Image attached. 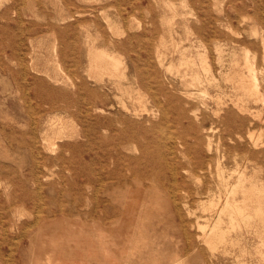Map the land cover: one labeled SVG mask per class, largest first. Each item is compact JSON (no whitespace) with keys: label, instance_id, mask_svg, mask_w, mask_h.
I'll return each instance as SVG.
<instances>
[{"label":"rangeland","instance_id":"1","mask_svg":"<svg viewBox=\"0 0 264 264\" xmlns=\"http://www.w3.org/2000/svg\"><path fill=\"white\" fill-rule=\"evenodd\" d=\"M263 103L264 0H1L0 264H264Z\"/></svg>","mask_w":264,"mask_h":264},{"label":"bare ground","instance_id":"2","mask_svg":"<svg viewBox=\"0 0 264 264\" xmlns=\"http://www.w3.org/2000/svg\"><path fill=\"white\" fill-rule=\"evenodd\" d=\"M1 1V0H0ZM7 1V0H6ZM173 41V40H172ZM193 48V47H192ZM94 58L96 59V61L98 62V61H100V62H106V61H108L107 62V64H108V66L110 67V68H113L115 71H116V73H118L119 72V68L121 67V62L119 61L120 59H117L116 57H114V56H112V55H110V54H108V53H97L95 56H94ZM240 62V61H239ZM98 64V67H100L101 66V64H99V63H97ZM106 64V65H107ZM172 66V65H171ZM61 67V66H60ZM199 67V66H198ZM101 68H103V67H101ZM202 69H203V71L205 72V74H206V80L208 81V83H209V85L210 84H216L217 82H216V80H215V78L213 77V75H212V71H211V68L206 64V62H203L202 63ZM199 70V69H198ZM249 70H250V78H251V81H252V86H251V89L249 88H247L246 86H245V82H246V79L243 77H240L239 78V80H238V82H239V84L243 87V89L248 93V94H251V96H252V94H257L258 93V78H257V74H256V71H255V69L253 68V67H249ZM123 77H124V75H122ZM228 80V79H227ZM230 80H231V78H230ZM218 81V80H217ZM195 82L197 83V84H202V80L199 78V77H197L196 76V78H195ZM229 82V81H228ZM250 83V82H249ZM217 86V85H216ZM219 87V86H218ZM222 88V87H221ZM206 90V89H205ZM185 92V91H184ZM203 92V91H202ZM205 92V91H204ZM225 92V91H224ZM209 93V92H208ZM226 93V92H225ZM206 94V93H205ZM226 96V95H225ZM224 96V97H225ZM211 97V96H210ZM221 97H223V94H222V96ZM229 97V96H228ZM227 97V98H228ZM253 97V96H252ZM258 97V96H257ZM230 98V97H229ZM263 98V97H262ZM219 99V98H218ZM221 99V98H220ZM226 99V98H225ZM242 99V98H241ZM232 100V99H231ZM259 100V99H258ZM233 101V100H232ZM239 101H241V100H239ZM221 102V101H220ZM237 102V101H236ZM239 103V102H238ZM233 104H234V102H233ZM237 104V103H236ZM264 104V103H263ZM222 105V104H221ZM236 107V106H235ZM243 107V106H242ZM238 108V107H237ZM240 108V107H239ZM248 108V107H247ZM256 110V109H255ZM258 110V109H257ZM245 111H248L247 109L245 110ZM195 112H196V110H195ZM220 112V111H219ZM221 113V112H220ZM195 114V113H194ZM255 114V113H254ZM257 116V115H256ZM264 121V120H263ZM58 123V122H57ZM55 125V124H54ZM53 125V126H54ZM55 127V126H54ZM171 131V130H170ZM262 131V130H261ZM260 131V132H261ZM46 131H44V133H45ZM259 132V133H260ZM43 134V133H42ZM168 135H170V134H168ZM258 137V136H257ZM261 137V136H260ZM217 138V137H216ZM44 141H46V140H44ZM256 142V141H255ZM48 143V142H47ZM217 144V143H216ZM254 145H255V143H254ZM55 147V146H54ZM182 147V146H181ZM211 147V146H210ZM210 149V148H209ZM218 149V148H217ZM217 151V150H216ZM217 152H219V151H217ZM219 165V164H218ZM176 167V166H175ZM237 167H239L238 165H237ZM246 167V166H245ZM50 172V171H49ZM229 172V171H228ZM232 172V171H231ZM242 172H243V170H242ZM218 173H219V170H218ZM223 173V172H222ZM237 173V172H236ZM220 174V173H219ZM244 174V173H243ZM223 175V174H222ZM239 175H242V173H240ZM238 175V176H239ZM229 177H231V176H229ZM240 177V176H239ZM219 178V177H218ZM225 180V179H224ZM226 181H228V180H226ZM227 184V183H226ZM238 185H240L239 183H238ZM233 187H234V185H233ZM236 187V186H235ZM264 186L262 185V187L261 188H263ZM228 188V187H227ZM227 188H226V190H227ZM238 189H239V186L237 187ZM236 188V189H237ZM257 188H258V190H259V188H260V186H255V189L257 190ZM233 189V188H232ZM231 189V190H232ZM237 189V190H238ZM235 191V190H234ZM233 190L231 191L232 193L234 192ZM221 193V192H220ZM231 193V195H233ZM236 194V193H235ZM235 194H234V196H235ZM228 196H230V193H229V195ZM227 196V197H228ZM221 198V197H220ZM227 199V198H226ZM205 201V200H204ZM234 201V200H233ZM227 203H229L228 202V200H227ZM227 203L225 204V205H227ZM236 204V203H235ZM188 205V204H187ZM229 205V204H228ZM227 205V206H228ZM217 206V205H216ZM230 206V205H229ZM225 207V206H224ZM230 208H232L231 206L229 207V208H227V207H225L224 209L223 208H221V210H224L223 212H224V214H225V210H227L228 211V213H229V211L231 210V211H233L235 214L237 213H239L238 215L240 216V214H244V210L242 209V208H235V209H230ZM195 211V210H194ZM220 212V211H219ZM259 212V211H258ZM222 213V212H221ZM255 213H257V212H255ZM189 214V213H188ZM230 214V213H229ZM233 214L231 213V215H230V217L232 216ZM258 214H256V216H257ZM218 216H221V214L219 213V215ZM225 216V215H224ZM237 216V215H236ZM247 216H249V215H247ZM246 216V217H247ZM229 217V218H230ZM242 217V216H241ZM245 217V218H246ZM249 218H250V216H249ZM252 218V217H251ZM220 219V218H219ZM222 219V218H221ZM221 219H220V221H221ZM230 219H232V220H236V219H233V217L232 218H230ZM248 219V218H247ZM223 220V219H222ZM232 220H230V221H232ZM243 220V219H242ZM219 221V220H218ZM238 221H239V219H238ZM246 221V220H245ZM222 222V221H221ZM261 222H264V221H261ZM216 223V222H215ZM245 223V222H244ZM240 224V223H239ZM221 225H222V223H221ZM216 226H218V225H215L214 227L216 228ZM230 226V225H229ZM244 226H246V225H244ZM214 227L212 228V230H213V234H215L214 233V231L216 230V229H214ZM240 227V226H239ZM248 227V226H247ZM219 228V231H220V227H218ZM242 229V228H241ZM226 230V229H225ZM230 230V229H229ZM211 231V230H210ZM224 231V230H223ZM232 231V230H231ZM230 231V232H231ZM221 232H222V230H221ZM220 232V233H221ZM236 232V231H235ZM210 233H212V232H210ZM210 233H209V235H207V236H211L210 235ZM218 233V232H217ZM203 234H204V232H203ZM212 234V235H213ZM223 234V233H222ZM221 234V235H222ZM224 234H226V232L224 233ZM216 235V234H215ZM218 235V234H217ZM216 235V237L215 238H217L218 236ZM220 235V234H219ZM219 236V238L220 239H223V236ZM204 236V235H203ZM202 236V237H203ZM207 236H205L206 238H207ZM198 238H201V237H199L198 236ZM214 238V239H215ZM261 238V237H260ZM210 239L211 240H209V239H207L208 241H211V243H212V241H214L213 240V237L211 238L210 237ZM204 240H206V239H204ZM216 241H217V239H215ZM219 240V239H218ZM204 242H207V241H204ZM226 242V241H225ZM208 243L210 244V242H207L206 244H207V246L209 247V246H211V245H208ZM214 243V242H213ZM212 243V244H213ZM217 243V242H216ZM215 243V244H216ZM219 243V242H218ZM233 242L231 241V244H232ZM205 244V245H206ZM214 244V245H215ZM222 244V243H221ZM224 244V243H223ZM219 245V244H218ZM217 246V245H216ZM211 247H215V246H211ZM211 247H209L210 249H211V251H213L212 250V248ZM215 248H217V247H215ZM236 248V247H235ZM246 249V248H245ZM247 250V249H246ZM258 250V249H257ZM230 252V251H229ZM226 254V253H225ZM261 255V254H260Z\"/></svg>","mask_w":264,"mask_h":264}]
</instances>
